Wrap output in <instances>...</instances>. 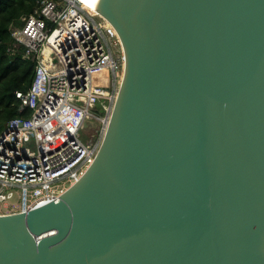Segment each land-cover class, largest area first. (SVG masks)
Here are the masks:
<instances>
[{
    "label": "water",
    "instance_id": "water-1",
    "mask_svg": "<svg viewBox=\"0 0 264 264\" xmlns=\"http://www.w3.org/2000/svg\"><path fill=\"white\" fill-rule=\"evenodd\" d=\"M96 12L123 54L102 142L58 198L0 214V264H264V0Z\"/></svg>",
    "mask_w": 264,
    "mask_h": 264
},
{
    "label": "built area",
    "instance_id": "built-area-1",
    "mask_svg": "<svg viewBox=\"0 0 264 264\" xmlns=\"http://www.w3.org/2000/svg\"><path fill=\"white\" fill-rule=\"evenodd\" d=\"M21 20L10 35L36 64L28 90L15 92L18 111L28 115L0 129V214L53 201L81 177L102 142L123 70L115 30L80 0H42ZM94 123V135L82 140L80 131L88 135ZM14 192L17 206L8 203Z\"/></svg>",
    "mask_w": 264,
    "mask_h": 264
},
{
    "label": "trees",
    "instance_id": "trees-1",
    "mask_svg": "<svg viewBox=\"0 0 264 264\" xmlns=\"http://www.w3.org/2000/svg\"><path fill=\"white\" fill-rule=\"evenodd\" d=\"M41 1L0 0V129L8 120L28 115L18 111L15 92L28 90L36 63L23 58V47L14 45L10 28L21 25L22 17L33 14Z\"/></svg>",
    "mask_w": 264,
    "mask_h": 264
},
{
    "label": "bare ground",
    "instance_id": "bare-ground-1",
    "mask_svg": "<svg viewBox=\"0 0 264 264\" xmlns=\"http://www.w3.org/2000/svg\"><path fill=\"white\" fill-rule=\"evenodd\" d=\"M84 5H85V8L88 12L90 13H94V14H98L96 12V9H97V4H98V0H80ZM99 15V14H98ZM100 16V15H99ZM107 25H109V23H106ZM100 121V120H99ZM105 125H107V122L105 123ZM51 198L50 197H47L45 199H42L40 201H38L37 203H33V205L35 204H38V205H41L43 204L45 201H48L50 200ZM56 199V198H54Z\"/></svg>",
    "mask_w": 264,
    "mask_h": 264
},
{
    "label": "rangeland",
    "instance_id": "rangeland-1",
    "mask_svg": "<svg viewBox=\"0 0 264 264\" xmlns=\"http://www.w3.org/2000/svg\"><path fill=\"white\" fill-rule=\"evenodd\" d=\"M99 125H101V123L99 124ZM97 123H96V126H94L95 127V131H96V129H97ZM88 131V130H87ZM89 132V131H88ZM89 135H87V132H86V134H85V132L84 131H80V137L82 138V140H86V138L88 137ZM8 203L9 204H12V205H14V206H17L18 205V195H17V193L16 192H14V196L8 201ZM2 211H4V210H7L8 209V207L7 206H2Z\"/></svg>",
    "mask_w": 264,
    "mask_h": 264
},
{
    "label": "flooded vegetation",
    "instance_id": "flooded-vegetation-1",
    "mask_svg": "<svg viewBox=\"0 0 264 264\" xmlns=\"http://www.w3.org/2000/svg\"><path fill=\"white\" fill-rule=\"evenodd\" d=\"M94 132H95V127L92 126V127H91V130H90L89 133H88V135H89V136H93V135H94Z\"/></svg>",
    "mask_w": 264,
    "mask_h": 264
}]
</instances>
